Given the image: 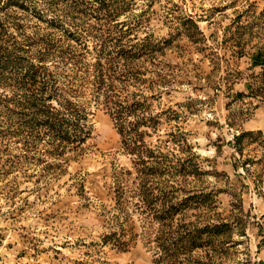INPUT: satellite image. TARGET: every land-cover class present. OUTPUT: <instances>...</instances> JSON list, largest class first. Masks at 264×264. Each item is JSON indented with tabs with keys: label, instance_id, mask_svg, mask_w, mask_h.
<instances>
[{
	"label": "rangeland",
	"instance_id": "374dc122",
	"mask_svg": "<svg viewBox=\"0 0 264 264\" xmlns=\"http://www.w3.org/2000/svg\"><path fill=\"white\" fill-rule=\"evenodd\" d=\"M0 264H264V0H0Z\"/></svg>",
	"mask_w": 264,
	"mask_h": 264
},
{
	"label": "trees",
	"instance_id": "16d2710c",
	"mask_svg": "<svg viewBox=\"0 0 264 264\" xmlns=\"http://www.w3.org/2000/svg\"><path fill=\"white\" fill-rule=\"evenodd\" d=\"M27 68L30 69L29 71L33 70L35 68L34 63L29 60V62H27ZM35 79V78H34ZM115 114L116 120L120 126V128L123 129L125 128V120L122 117V113L120 111H117ZM143 194L141 195L142 197V202L143 204H148L150 205L151 202H149V197L152 195V193H148L145 189L142 192ZM154 198L156 200L160 199L157 198V196L154 195ZM176 204H170L169 206L165 205V203H163V205H161V208H155L154 214L157 218H159L161 221L167 222V221H171L174 218V213L176 211ZM191 233V232H190ZM116 234L115 232L112 233V235ZM166 235L165 232L162 234H160L159 236H156V239L159 241L163 251H164V259H167L170 256H173L174 254H172V251H176L178 250L180 247H185V242L187 241L188 234L182 235L181 238L175 239V242H172V239L170 236L168 237H160Z\"/></svg>",
	"mask_w": 264,
	"mask_h": 264
}]
</instances>
